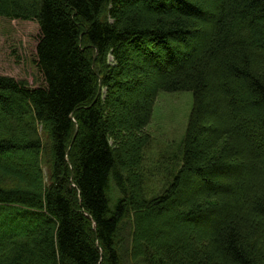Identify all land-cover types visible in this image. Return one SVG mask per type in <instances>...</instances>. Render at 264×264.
Wrapping results in <instances>:
<instances>
[{
	"label": "trees",
	"instance_id": "trees-1",
	"mask_svg": "<svg viewBox=\"0 0 264 264\" xmlns=\"http://www.w3.org/2000/svg\"><path fill=\"white\" fill-rule=\"evenodd\" d=\"M139 1L0 0V19L38 22L41 76L31 87L0 73V117L16 124L0 138V167L19 178L0 184V211L39 222L0 235V264H124L130 208L147 264H264V147L250 140L264 138V0ZM161 91L194 103L180 165L167 163L173 181L148 199L138 170ZM111 178L124 196L114 209ZM172 216L210 231L186 240L168 225L169 247L161 225Z\"/></svg>",
	"mask_w": 264,
	"mask_h": 264
},
{
	"label": "rangeland",
	"instance_id": "rangeland-1",
	"mask_svg": "<svg viewBox=\"0 0 264 264\" xmlns=\"http://www.w3.org/2000/svg\"><path fill=\"white\" fill-rule=\"evenodd\" d=\"M139 2L141 3L142 0ZM216 10L218 14V8L212 9V14H216ZM212 18L214 17L210 16L208 20ZM38 36L39 24L36 20L10 19L5 17L0 19V73L2 75L13 77L18 81H25L31 87L40 86L41 76L36 64ZM171 72V70H165L166 74H170ZM141 80L144 83L143 85L146 87L150 86V80L147 78H141ZM129 84L134 85V82L129 80ZM193 103L194 99L191 92L170 93L161 91L157 95L152 118L144 130L148 135L147 145L142 150V162L138 170L142 174L143 191L148 199H155L161 196L173 181V175H169L170 173L167 171V163L176 157L175 168L180 165L181 155L178 150L186 134ZM222 121L224 120L222 119ZM218 123L219 121L212 125H219ZM32 124L36 127V122H32ZM5 126L13 129L16 124L9 118L0 117V138L5 135ZM42 135L44 138L45 135ZM250 140L264 147V138L252 136ZM45 160L42 171L45 173L46 181H48L47 163H45ZM238 163H243V161L238 159ZM10 164H2L4 168L0 167V184L5 187L17 185V179L19 180L18 177L14 176L17 173L15 171H18V169L16 166ZM20 170L22 174L24 173V175H28L38 182L39 178L35 168H22ZM231 175L235 177L237 174L233 172ZM227 181L226 183H228ZM230 186H234V183H230ZM200 190L193 189L188 193V196ZM237 194L238 197H241L243 193L239 191ZM108 197L112 209L124 198L123 193L117 187L113 178L110 181ZM28 216L19 215L15 210L1 213L0 235L14 229L29 230L35 223H39L36 219L29 223ZM168 225L175 226L179 230L181 237L186 240L192 239L193 235L190 236V233H197L200 230L208 232L211 228L210 223L204 224V222L196 221L193 218L167 217L163 220L161 226H165L163 229L168 233L166 244L168 243L169 247H172L170 239H173V237L170 228L167 227ZM137 227L135 212L130 208L120 224L119 231V244L122 248L124 264H147V254H143L140 250L135 252ZM198 236H196L197 238L194 237L193 241L201 243L203 239L205 241L209 237L207 235L202 237L200 234ZM207 246L209 247L210 245L208 244Z\"/></svg>",
	"mask_w": 264,
	"mask_h": 264
}]
</instances>
